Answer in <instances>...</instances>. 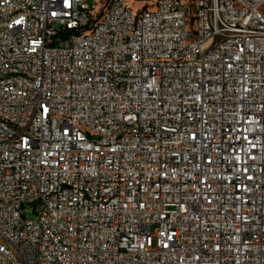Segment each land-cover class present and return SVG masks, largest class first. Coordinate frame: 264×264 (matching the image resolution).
Returning a JSON list of instances; mask_svg holds the SVG:
<instances>
[{
  "label": "built area",
  "instance_id": "obj_1",
  "mask_svg": "<svg viewBox=\"0 0 264 264\" xmlns=\"http://www.w3.org/2000/svg\"><path fill=\"white\" fill-rule=\"evenodd\" d=\"M140 1L0 0V264H264V0Z\"/></svg>",
  "mask_w": 264,
  "mask_h": 264
},
{
  "label": "rangeland",
  "instance_id": "obj_2",
  "mask_svg": "<svg viewBox=\"0 0 264 264\" xmlns=\"http://www.w3.org/2000/svg\"><path fill=\"white\" fill-rule=\"evenodd\" d=\"M130 4L133 6L134 9H137L140 6V0H129ZM29 215H34V212H32L30 209H28Z\"/></svg>",
  "mask_w": 264,
  "mask_h": 264
}]
</instances>
